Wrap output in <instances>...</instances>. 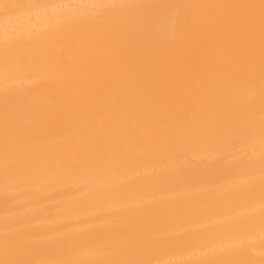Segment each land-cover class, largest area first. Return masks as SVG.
<instances>
[{
  "label": "bare ground",
  "instance_id": "1",
  "mask_svg": "<svg viewBox=\"0 0 264 264\" xmlns=\"http://www.w3.org/2000/svg\"><path fill=\"white\" fill-rule=\"evenodd\" d=\"M0 264H264V0H0Z\"/></svg>",
  "mask_w": 264,
  "mask_h": 264
}]
</instances>
